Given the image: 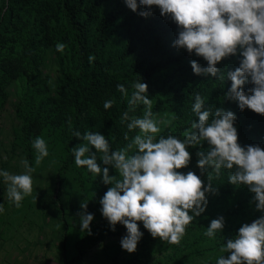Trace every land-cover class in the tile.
Returning <instances> with one entry per match:
<instances>
[{"label":"clouds","instance_id":"obj_1","mask_svg":"<svg viewBox=\"0 0 264 264\" xmlns=\"http://www.w3.org/2000/svg\"><path fill=\"white\" fill-rule=\"evenodd\" d=\"M133 10L139 5L140 14L147 16L152 5L160 8L162 15H170L178 25V34L173 43L189 52L195 51L207 61L202 66L192 60L193 71L197 74L220 73L217 62L222 58L240 53L239 66L229 70L226 76L232 81L225 95L235 99L240 109L249 107L264 114V0H125ZM65 43L57 42L56 48L63 51ZM251 82L247 90L243 85ZM125 96L128 89L123 83L117 85ZM128 99L130 106L143 103L146 107L142 116L123 113L122 119L129 121L128 129L139 131L123 147L112 149L109 139L100 131L86 130L74 132L83 141L71 148L75 163L86 166L92 173H102V180L110 185L100 197V211L115 230L117 222L126 226V234L121 238L124 249L136 250L138 241L144 235L138 221H142L153 237L179 242L185 234L186 226L207 207L206 192L213 189L212 175L204 185L201 176L193 170L179 171L189 164L191 152L188 146L209 147L198 152L197 165L201 171L210 166L216 175L222 169L231 170L228 181L245 184L255 193L256 207L264 210V147L260 144L242 146L238 141V130L234 124L236 114L223 107L205 108V99L195 94L192 111L199 120H192L185 129L183 139L177 135H159L160 123L152 110V99L147 95L148 84L137 79ZM115 103L106 99L104 108ZM128 137V133H125ZM32 145L36 150L35 164H39L49 154V147L43 136H36ZM94 146V148H93ZM134 149V150H133ZM111 165L120 174H109ZM25 171L11 173L0 168V177L7 181V196L21 205L23 198L33 191L35 167L27 159L23 161ZM79 213L80 228L91 232L90 222L94 213L87 211V203L82 202ZM191 210V213L190 211ZM4 203H0V212ZM223 215L213 218L206 227L205 234L214 237L224 227ZM221 248L229 253L220 255L215 264H264V214L252 222H244L238 232L227 239Z\"/></svg>","mask_w":264,"mask_h":264},{"label":"rangeland","instance_id":"obj_2","mask_svg":"<svg viewBox=\"0 0 264 264\" xmlns=\"http://www.w3.org/2000/svg\"><path fill=\"white\" fill-rule=\"evenodd\" d=\"M4 10L1 8L0 12ZM30 37L29 31L16 34L8 49L0 55V168L11 173L23 172L25 159L35 167L33 191L23 198L19 207L9 200L8 182L0 177V203H4V211L0 212V264H215L218 256H227L229 253L221 245L232 238L244 222H252L264 214V210L256 207L255 193L247 185L228 181L231 170L222 169L220 175H216L210 166L207 173L212 175L214 190L206 192L207 207L186 226L179 242L153 237L143 222L138 221L144 235L136 250L129 252L122 247L120 241L126 234V226L117 222L113 230L100 211V197L110 185L103 182L102 173L94 174L86 166L75 163L71 148L85 141L74 136L77 128L72 131L56 118L59 73L51 50L44 51L40 66L41 76L46 81L39 86V92L32 85L35 74L26 64L31 49ZM68 54L62 53L64 63ZM67 67L65 64L64 69ZM173 68L169 65L158 69L146 81L141 76L134 77L130 80V95L125 100L128 104L137 79L147 82V95L152 99V110L160 123L161 130L156 135L173 134L183 139L185 129L199 117L192 107L186 115L179 111V102L184 100L183 90L187 86L180 87V80L185 77L172 76ZM74 69L70 71L80 72V66ZM129 107L131 117L142 116L146 106L140 103ZM204 107L210 108L206 102ZM97 118V108L90 106L82 112L80 120L91 125ZM234 124L240 128L237 120ZM95 130L94 127L92 131ZM137 131L138 128L128 129V137L116 146L111 143V148L125 146ZM258 134L250 140L252 142H239L242 146L250 143L264 147V135ZM38 135L46 139L49 154L35 164L36 150L32 141ZM208 147L207 141L188 146L189 164L178 169L195 171L204 181L202 187L208 184V175L206 178L197 165L198 152ZM99 155L98 152V163L108 166L109 174L120 178L118 170L104 165ZM82 202L87 203V211L94 213L91 232L82 230L79 225ZM220 215L225 217L223 229L214 237L207 236L206 227L211 219Z\"/></svg>","mask_w":264,"mask_h":264},{"label":"trees","instance_id":"obj_3","mask_svg":"<svg viewBox=\"0 0 264 264\" xmlns=\"http://www.w3.org/2000/svg\"><path fill=\"white\" fill-rule=\"evenodd\" d=\"M0 4V10L5 8L0 12V55L8 49L11 38L29 31L31 49L26 64L35 74L32 85L39 92L46 81L40 73L44 51L53 52L59 73L56 118L72 131L77 128L84 133L95 127L113 146L124 141L128 121L122 117L130 108L125 100L130 95V80L141 76L146 81L155 71L170 65L174 66L172 76L185 77L180 87L187 86L183 90L185 98L179 102L180 112L188 114L198 92L212 110L223 107L235 112L240 124L238 141L247 144L259 132L264 135V114L249 107L242 110L237 100L225 95L232 83L226 73L239 66L242 54H230L217 62L225 73L224 80L218 79L220 73H195L191 61L195 59L202 66L207 61L194 50L189 52L173 43L178 25L170 15H162L157 5L150 6L152 11L144 16L140 9L146 6L133 10L125 0H0ZM57 42L65 43L63 51L56 48ZM64 51L69 53L65 63ZM76 66H80V72L75 74L70 70ZM120 83L128 89L127 96L117 87ZM252 86L251 82L243 85L245 90ZM106 99L115 100L107 109ZM90 106L97 108L98 118L88 125L80 117ZM207 171L209 168L202 171L206 178Z\"/></svg>","mask_w":264,"mask_h":264}]
</instances>
